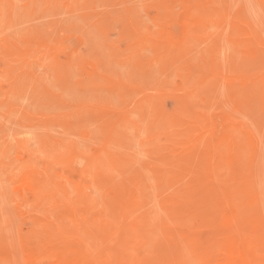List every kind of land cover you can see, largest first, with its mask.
Listing matches in <instances>:
<instances>
[{
    "label": "rangeland",
    "instance_id": "obj_1",
    "mask_svg": "<svg viewBox=\"0 0 264 264\" xmlns=\"http://www.w3.org/2000/svg\"><path fill=\"white\" fill-rule=\"evenodd\" d=\"M19 1L0 0V222L3 221L0 223V264H23V262L26 264L23 247L35 238H43L45 232H52L54 228L60 229L61 234L59 231L58 235L60 238L64 233L65 238L72 240H69V246L72 244L71 250L79 246L91 258H100L104 264L112 261L116 264L128 255L134 257L137 255L136 257L143 259L142 261L155 263L167 256L169 250H173L175 254L171 253L173 259L165 261L166 264L169 261L174 264L178 262H180L178 264H218V259L215 258L219 257L218 254L221 255L224 249L228 238L226 235L229 231L228 225L236 223L242 226L243 235L248 231L246 228H251L255 224L256 227L248 231L252 239L249 243L256 253L259 252L257 256L264 264V248L260 245L262 243L264 245L262 242L264 241V58L260 60L261 56H259L256 60L255 56L249 53L256 49L264 55V18H262L264 17V0H246L247 2L245 0ZM134 1L138 3L135 5ZM9 6L15 8L11 9ZM136 6L139 10L134 9ZM141 7H144V10ZM105 10L108 11L105 12ZM221 15L224 20H221L223 18ZM213 22L216 27L211 26ZM257 23H263V25L258 27ZM209 26L213 27L212 31L209 30L211 29ZM189 27L194 31H191ZM155 28L157 30H154ZM216 28H219V32ZM217 32L219 35L216 36ZM210 33L212 38L207 37V35L211 36ZM104 36L105 39L102 42ZM195 39L199 43H196ZM109 41L110 43H107ZM189 43L193 44H190L191 49H188ZM155 49H157L156 52ZM256 50L255 52L258 53ZM201 52L207 53L206 56L203 57ZM176 55L179 56L176 58ZM230 59L233 61L230 62ZM224 62H226L225 65ZM60 65L61 71H59ZM227 65L234 67L231 69L232 67ZM166 67L167 69L163 71ZM67 68L71 69V72ZM100 71L103 73L100 74ZM151 75L153 77H150ZM168 75H170L169 78H167ZM142 77H144L143 81ZM44 82L48 83L47 86ZM107 82L109 85L106 84ZM136 82L141 86L139 87ZM204 91L207 92L204 93ZM132 92L134 96L131 95ZM120 96L124 99L127 97V102ZM231 103L233 106L230 105ZM151 104L156 106V109ZM215 108L216 110L218 108V112L213 110ZM41 110L44 112L42 113ZM192 111H194L193 114ZM136 112L142 113L140 115ZM99 115L101 118L96 117ZM140 116L143 119H140ZM114 117H117L116 120H113ZM99 118L101 122L98 121ZM135 119L136 121L133 122L132 120ZM150 120L153 121L152 125ZM102 122L106 128L101 129ZM160 124L161 127H159ZM199 124L202 125L199 126ZM120 125L121 127L123 125L125 132L128 133H124ZM131 125L139 127H136L138 130L134 127L136 131ZM232 128L242 134L236 133ZM121 129L122 133H120ZM209 129L215 133H211ZM138 131L143 134L140 135ZM207 132H210L213 140L209 138ZM135 133L137 134L133 135ZM123 135H127L125 137L128 138H124ZM121 136L124 138L123 141ZM261 138L263 141H258ZM138 140L140 145L137 144ZM202 140L204 142L206 140L205 148L202 147L204 142L200 143ZM62 145H65L63 147L66 152ZM73 145H77L78 149ZM195 146L198 147V151ZM228 146L231 148L229 149ZM51 148H53L52 151ZM248 149L253 151L250 153ZM194 151L198 153L195 154ZM125 153H129V156L125 157L127 155ZM85 154L87 157L84 156ZM114 158L117 163L113 162ZM122 158L124 163L121 161ZM192 158L195 164L190 161ZM107 160L111 162V165ZM207 160L209 166L205 164ZM100 162L103 164L101 165ZM107 164L111 169L106 167ZM127 167L133 169L132 173H128L130 169L127 170ZM117 168L125 170L121 172L119 170L122 176L118 175ZM95 169L97 173L99 171L100 173L96 174ZM125 175L127 177H124ZM118 177H121L120 181ZM33 182H39L43 190L38 193L34 188L36 183ZM92 182L94 187L91 186ZM44 200L45 204H42ZM175 205L176 208H174ZM36 208L39 215H36ZM105 208L108 210L107 213ZM44 212H47L48 216L44 215ZM53 212V215L49 214ZM220 212L224 215H220ZM243 214H246L247 218ZM42 217L45 219H41ZM78 223L81 225L79 226ZM38 224H43L45 229ZM258 226L263 230L260 231L263 238L258 236V230L256 232V229H259ZM48 227H51V230ZM140 231L143 233L145 231L146 234ZM249 236L246 233L245 237L249 239ZM58 243H61V239ZM184 244L188 246V249ZM208 247L211 249L209 253L206 250ZM136 248L139 249L137 252H135ZM182 249L185 251L183 252ZM179 252L184 253L185 258H182L183 255ZM208 255H212L211 259L206 258ZM20 257L23 262L19 259ZM160 262L164 263V261Z\"/></svg>",
    "mask_w": 264,
    "mask_h": 264
},
{
    "label": "bare ground",
    "instance_id": "obj_2",
    "mask_svg": "<svg viewBox=\"0 0 264 264\" xmlns=\"http://www.w3.org/2000/svg\"><path fill=\"white\" fill-rule=\"evenodd\" d=\"M7 1V0H6ZM20 1H22V0H20ZM19 1V2H20ZM51 1V0H50ZM118 1V0H117ZM198 1V0H197ZM246 1V0H245ZM2 2H4V1H2ZM17 2V1H16ZM62 2V1H61ZM99 2V1H98ZM114 2V1H113ZM125 2V1H124ZM132 2V1H131ZM140 2H142V1H140ZM231 2V1H230ZM247 2V1H246ZM9 3V2H8ZM121 3V2H120ZM129 3V2H128ZM133 3H135V1L133 2ZM136 3H138V2H136ZM136 3H135V5H136ZM154 3H155V1H154ZM236 3H238V2H236ZM240 3H242V2H240ZM244 3V2H243ZM38 4V3H37ZM111 4V3H110ZM117 4V3H116ZM147 4V3H146ZM225 4H227V3H225ZM231 4V3H230ZM39 5V4H38ZM58 5V4H57ZM115 5V4H114ZM126 5V4H125ZM129 5V4H128ZM127 5V6H128ZM213 5V4H212ZM217 5V4H216ZM236 4H234V6H235ZM144 6H146V5H144ZM232 6V5H231ZM263 6V5H262ZM1 7V6H0ZM70 7V6H69ZM116 7H117V5H116ZM226 7V6H225ZM233 7V6H232ZM231 7V8H232ZM239 7H240V5H239ZM3 8V7H2ZM9 8H11V9H14L15 7H11V6H9ZM25 8H27V7H25ZM67 8V7H66ZM118 8V7H117ZM142 9L144 8V7H141ZM147 8V7H146ZM182 8V7H181ZM194 8V7H193ZM227 8V7H226ZM225 8V9H226ZM251 8V7H250ZM38 9V8H37ZM123 9V8H122ZM131 9V8H130ZM134 9H138L139 10V7L138 6H136ZM228 9V8H227ZM2 10H4V8L2 9ZM8 10V9H7ZM141 10V9H140ZM144 10V9H143ZM155 10H157V9H155ZM180 10V9H179ZM237 10V9H236ZM251 10H252V8H251ZM108 11V10H107ZM106 10H105V12H107ZM115 11H116V9H115ZM114 11V12H115ZM224 11V10H223ZM238 11V10H237ZM110 12V11H109ZM114 12H113V14H114ZM249 12H250V10H249ZM248 12V13H249ZM111 13V12H110ZM109 13V14H110ZM118 13V12H117ZM203 13V12H202ZM224 13H225V11H224ZM246 13V12H245ZM1 14V13H0ZM4 14V13H3ZM2 14V15H3ZM112 14V15H113ZM205 14V13H204ZM231 14V13H230ZM237 14V13H236ZM250 14H251V12H250ZM112 15H111V17H112ZM115 15V14H114ZM131 15V14H130ZM124 17H125V15H124ZM200 17H201V15H200ZM208 17H209V15H208ZM221 17H223V15H221ZM228 17H229V14H228ZM232 17H233V15H232ZM234 17H235V14H234ZM160 18V17H159ZM186 18V17H185ZM237 18V17H236ZM249 18V17H248ZM262 18H264V17H262ZM130 19V18H129ZM133 19V18H132ZM161 19V18H160ZM218 19V18H217ZM221 19V18H220ZM221 20H224V17L221 19ZM226 20V19H225ZM245 20V19H244ZM244 20H243V22H244ZM247 20V19H246ZM258 20V19H257ZM124 21V20H123ZM165 21V20H164ZM200 21V20H199ZM229 21V20H228ZM227 21V22H228ZM250 22V21H249ZM259 22V21H258ZM261 22V21H260ZM218 23V22H217ZM221 23V22H220ZM255 23V22H254ZM106 24V23H105ZM211 24H212V22H211ZM228 24V23H227ZM257 24H259V23H257ZM262 25H263V23H261ZM261 24H259L258 25V27L261 25ZM191 25V24H190ZM201 25H202V23H201ZM218 25V24H217ZM229 26H230V24H228ZM136 26V25H135ZM193 26V25H192ZM192 26H190V27H192ZM206 26H208V25H206ZM211 26H215L216 27V25H215V23L213 22V25H211ZM211 26H209L210 28H211ZM219 26V25H218ZM189 27V28H190ZM200 27V26H199ZM198 27V28H199ZM231 27V26H230ZM115 28V27H114ZM193 28V27H192ZM197 28V29H198ZM201 28V27H200ZM202 28H204V27H202ZM213 28V27H212ZM212 28L211 29H209V30H211L212 31ZM233 28V27H232ZM217 29V28H216ZM219 29V28H218ZM217 29V30H218ZM221 29V28H220ZM223 29V28H222ZM258 29V28H257ZM263 29V28H262ZM154 30H157L156 28L154 29ZM190 30L191 31H194V30H192L191 28H190ZM215 30V29H214ZM188 31H189V29H188ZM204 31V30H203ZM216 31V30H215ZM221 31V30H220ZM242 31V30H241ZM241 31H238V32H241ZM56 32V31H55ZM196 32V34L198 33V30L197 31H195ZM209 32V31H208ZM218 32H219V30H218ZM218 32L215 34L216 36H217V34H218ZM222 32H224L225 33V31H222ZM221 32V33H222ZM97 33H98V31H97ZM202 33V32H201ZM213 33H214V31H213ZM256 33V32H255ZM257 33H259V32H257ZM118 34H119V32H118ZM184 34V33H183ZM188 34H190V32L188 33ZM192 34V33H191ZM204 34V33H203ZM208 34V33H207ZM227 34V33H226ZM42 35V34H41ZM133 35V34H132ZM199 35H200V30H199V34H198V37H199ZM210 35H211V33H210ZM215 35H213V36H215ZM219 35V34H218ZM222 35V34H221ZM43 36V35H42ZM137 36V35H136ZM191 36V35H190ZM195 36V35H194ZM223 36V35H222ZM254 36V35H253ZM101 37V36H100ZM207 37H211L212 38V35L211 36H209V35H207ZM221 37V36H220ZM227 37V36H226ZM214 38V37H213ZM253 38V37H252ZM105 39V36H104V38L102 39V42H103V40ZM136 39V38H135ZM183 39V38H182ZM199 39H201V38H199ZM210 39V38H209ZM231 39V38H230ZM254 39H255V37H254ZM256 39H258V38H256ZM109 40V39H108ZM111 40V39H110ZM185 40H186V38H185ZM196 40V39H195ZM208 40V39H207ZM206 40V41H207ZM222 41H223V39H221ZM259 40V39H258ZM50 41V40H49ZM200 41H202V40H200ZM218 41H220V40H218ZM130 42V41H129ZM155 42V41H154ZM187 42V41H186ZM193 42V40L191 41V43ZM198 41L196 40V43H197ZM207 42H209V41H207ZM211 42V41H210ZM214 42V41H213ZM221 42V41H220ZM107 43H110V41L109 42H107ZM151 43H153V42H151ZM158 43V42H157ZM191 43H189L188 45H189V47H188V49H191V46H190V44ZM199 43V42H198ZM201 43V42H200ZM203 43V42H202ZM201 43V44H202ZM214 43H216V42H214ZM225 43H226V41H225ZM105 44H106V42H105ZM120 44V43H119ZM209 45H210V43H208ZM48 45V44H47ZM185 45V44H184ZM191 45H193V44H191ZM200 45V44H199ZM198 45V46H199ZM205 45V44H204ZM216 45V44H215ZM224 45V44H223ZM254 45H255V43H254ZM109 46V45H108ZM211 46H212V43H211ZM221 46V45H220ZM219 46V47H220ZM106 47V46H105ZM155 47V46H154ZM205 47V46H204ZM159 48V47H158ZM167 48V47H166ZM184 48V47H183ZM207 48H209V46L207 47ZM263 48V47H262ZM195 49V48H194ZM194 49H192V51L194 50ZM228 49V48H227ZM50 50H52L51 48H50ZM114 50V49H113ZM151 50H153V55H154V49L152 48ZM150 50V51H151ZM163 50V49H162ZM170 50V49H169ZM181 50H183V49H181ZM202 50V49H201ZM207 50V49H206ZM215 50H216V48H215ZM256 50V49H255ZM255 50H252V51H250L249 53L251 54V55H253V56H255V59L256 60H258V58H259V56H261L260 57V60H262L263 58H264V55H262V53L260 54L259 53V51H257L258 53H256L255 52ZM133 51V50H132ZM157 51V49H155V52ZM188 51V50H187ZM190 52H191V50H189ZM197 51V50H196ZM200 51V50H199ZM233 51V50H232ZM113 53H114V51H112ZM131 52V51H130ZM134 52V51H133ZM147 52V51H146ZM177 52H178V50H177ZM117 53V52H116ZM129 53V52H128ZM194 53H195V51H194ZM199 53V52H198ZM202 53V52H201ZM237 53V52H236ZM131 54V53H130ZM190 54H192V53H190ZM207 54V53H206ZM206 54H201L203 57H205L206 56ZM257 54H259L258 55V57H256L257 56ZM180 55V54H179ZM179 55H176V58L179 56ZM187 55V54H186ZM193 55V54H192ZM200 55V54H199ZM151 56V55H150ZM191 56V55H190ZM195 56V55H194ZM233 56H235V55H233ZM78 57V56H77ZM186 57V56H185ZM193 57V56H192ZM191 57V58H192ZM223 57H224V55H223ZM235 57H237V56H235ZM263 57V58H262ZM97 58H98V56H97ZM133 58V57H132ZM150 58V57H149ZM168 58V57H167ZM172 58V57H171ZM182 58V57H181ZM234 58V57H233ZM262 58V59H261ZM131 59V58H130ZM194 59V58H193ZM192 59V60H193ZM225 59V58H224ZM238 59H240V58H238ZM237 59V60H238ZM141 60V59H140ZM140 60H139V62H140ZM187 60H188V57H187ZM200 60V59H199ZM198 60V61H199ZM231 60L232 59H230V62H231ZM48 61V60H47ZM162 61V60H161ZM166 61H168L167 59H166ZM224 61V60H223ZM233 61V60H232ZM98 62V61H97ZM125 62V61H124ZM183 62H186V61H183ZM218 62V61H217ZM52 63V62H51ZM54 63V62H53ZM126 63V62H125ZM134 63H135V60H134ZM142 63V62H141ZM160 63V62H159ZM180 63H181V61H180ZM220 63V62H219ZM225 63L226 62H224V65H225ZM236 63V61L234 62V64ZM249 63V62H248ZM263 63V62H262ZM50 64V63H49ZM112 64V63H111ZM115 64L117 65V63L115 62ZM119 64V63H118ZM178 64V63H177ZM194 64V63H193ZM197 64V63H196ZM228 64V63H227ZM231 64V63H230ZM233 64V63H232ZM238 64H240V63H238ZM51 65V64H50ZM120 65H121V63H120ZM182 64H180V66H181ZM237 65V64H236ZM52 66V65H51ZM62 66H63V64H62ZM130 66V65H129ZM145 66V65H144ZM147 66V65H146ZM179 66V65H178ZM221 66V65H220ZM228 67L229 66H231V65H227ZM245 66V65H244ZM60 67H61V65L59 66V71H61V69H60ZM118 67V66H117ZM182 67H183V65H182ZM201 67V66H200ZM219 67V66H218ZM232 68L231 69H233V65L231 66ZM250 68H251V65L249 66ZM107 68V67H106ZM145 68V67H144ZM170 68V67H169ZM238 68V67H237ZM245 68V67H244ZM253 68H256V67H253ZM57 69V68H56ZM99 69V68H98ZM110 69V68H109ZM137 69V68H136ZM135 69V70H136ZM158 69H160V68H158ZM165 69H167V67L166 68H164L163 69V71L165 70ZM172 69V68H171ZM198 69V68H197ZM235 69H236V66H235ZM252 69V68H251ZM63 70V69H62ZM67 70H68V68H67ZM71 70V69H70ZM70 70H68L69 72H71ZM100 70H101V68H100ZM111 70V69H110ZM174 70H176V68L174 69ZM174 70H172V71H174ZM178 70V69H177ZM200 70V69H199ZM222 70V69H221ZM225 70V69H224ZM238 70V69H237ZM239 70H241V69H239ZM246 70H247V68H246ZM63 71H65V70H63ZM112 71V70H111ZM171 71V70H170ZM179 71V70H178ZM194 71H196V70H194ZM263 71V70H262ZM54 72H57V71H55L54 70ZM102 71H100L99 73L100 74H102L101 73ZM155 72V71H154ZM158 72V71H157ZM156 72V73H157ZM231 72V71H230ZM236 72V71H235ZM259 72H261V71H259ZM63 73V72H62ZM155 73V75L156 76H158L157 74ZM159 73H160V70H159ZM168 73V72H167ZM172 73V72H171ZM181 73V72H180ZM225 73H226V71H225ZM244 73V72H243ZM69 74V73H68ZM112 74V73H111ZM236 74H238V73H236ZM62 75V74H61ZM60 75V76H61ZM107 75H109V74H107ZM113 75V74H112ZM142 75V74H141ZM152 75L154 76V74L152 73ZM150 76V77H153V76ZM163 75L165 76V72H163ZM224 75V74H223ZM234 75V74H233ZM63 76V75H62ZM128 76V75H127ZM160 76V75H159ZM163 76V78H165ZM169 76L170 75H168L167 76V78H169ZM71 77V76H70ZM111 77V76H110ZM161 77V76H160ZM99 78V77H98ZM97 78V79H98ZM112 78V77H111ZM115 78V77H114ZM162 78V77H161ZM108 79V78H107ZM130 79V78H129ZM143 79H144V77H142V81H143ZM166 79V78H165ZM175 79V78H174ZM174 79H172V82H174ZM200 79V78H199ZM58 80V79H57ZM94 80V79H93ZM99 80V79H98ZM132 80V79H131ZM155 80V79H154ZM162 80V79H161ZM168 80V79H167ZM224 81H225V79H223ZM226 80H228V79H226ZM41 81H42V79H41ZM70 81H72V80H70ZM117 81V80H116ZM160 81V80H159ZM159 81L157 82V83H159ZM169 81H171V80H169ZM197 81V80H196ZM92 82V81H91ZM95 82H96V80H95ZM131 82V81H130ZM227 82V81H226ZM28 83V82H27ZM39 83H41V82H39ZM45 83V82H44ZM102 83H103V80H102ZM105 83V82H104ZM109 82H107L106 84H108ZM125 83V82H124ZM135 83V82H134ZM137 83V82H136ZM151 83H152V81H151ZM236 83V82H235ZM238 83V82H237ZM247 83H248V81H247ZM255 83V82H254ZM46 84V86H47V84L48 83H45ZM129 84V83H128ZM140 84H142V83H140ZM144 84V83H143ZM167 84V83H166ZM170 83L168 82V85H169ZM207 84V83H206ZM263 84V83H262ZM53 85V84H52ZM109 85V84H108ZM123 85V84H122ZM131 85V84H130ZM137 85H138V83H137ZM146 85H148V84H146ZM236 85V84H235ZM239 85V84H238ZM259 85H260V83H259ZM32 86V85H31ZM45 86V85H44ZM54 86V85H53ZM139 86V85H138ZM141 86V85H140ZM139 86V87H140ZM237 86V85H236ZM249 86V85H248ZM37 87V86H36ZM39 87H42V86H39ZM99 87H101V88H103L102 86H99ZM106 87V86H105ZM105 87H104V90H105ZM135 87V86H134ZM149 87V86H148ZM163 87V86H162ZM238 87V86H237ZM241 87V86H240ZM49 88V87H48ZM64 88V87H63ZM111 88V87H110ZM109 88V89H110ZM113 88H114V86H113ZM120 88H122L121 86H120ZM150 88V87H149ZM215 88V87H214ZM213 88V89H214ZM252 88V87H251ZM255 88V87H254ZM258 88V87H257ZM46 89H47V87H46ZM97 89H98V86H97ZM107 89H108V87H107ZM125 89V88H124ZM143 89H144V87H143ZM168 89H170V88H168ZM236 89V88H235ZM237 89H239V88H237ZM262 89V88H261ZM39 90V89H38ZM51 90H52V88H51ZM63 90H65V89H63ZM83 90V89H82ZM121 90V89H120ZM123 90V89H122ZM157 90V89H156ZM222 90V89H221ZM233 90V89H232ZM258 90V89H257ZM73 91V90H72ZM52 92H53V90H52ZM51 92V93H52ZM65 92V91H64ZM145 92V91H144ZM168 92V91H167ZM205 92H207V91H204V93ZM230 92H231V90H230ZM242 92V91H241ZM253 92V91H252ZM54 93V92H53ZM106 93V92H105ZM107 93H108V91H107ZM121 93V92H120ZM147 93H149V92H147ZM203 93V94H204ZM225 93V92H224ZM209 94V93H208ZM223 94V93H222ZM46 95V94H45ZM51 95V94H50ZM62 95H64V94H62ZM131 95H133V92H132V94ZM140 95V94H139ZM207 95V94H206ZM47 96V95H46ZM134 96V95H133ZM132 96V97H133ZM137 96V95H136ZM208 96V95H207ZM212 96V95H211ZM85 97V96H84ZM93 97V96H92ZM95 97V96H94ZM112 97H113V95H112ZM116 97V96H115ZM120 97H122V96H120ZM157 97V96H156ZM213 97V96H212ZM225 97V96H224ZM223 97V98H224ZM108 98H110V97H108ZM123 98V97H122ZM127 98V97H126ZM125 98V99H126ZM130 100H131V98L130 97H128ZM157 98H160V97H157ZM241 98V97H240ZM249 98V97H248ZM84 99V98H83ZM89 99H91V98H89ZM124 99V98H123ZM124 99V100H125ZM221 99V98H220ZM238 99V98H237ZM243 99V98H242ZM88 100V99H87ZM105 100V99H104ZM112 100V99H111ZM176 100V99H175ZM226 100V99H225ZM239 100V99H238ZM257 100V99H256ZM113 101V100H112ZM112 101H110V103L112 104ZM126 102H127V99L125 100ZM150 101V100H149ZM156 101V100H155ZM170 101V100H169ZM178 101V100H177ZM217 101V100H216ZM223 101V100H222ZM243 101V100H242ZM46 102H47V100H46ZM65 102V101H64ZM85 102H88V101H86L85 100ZM95 101H93V103H94ZM129 102V101H128ZM134 102V101H133ZM158 102H160L159 100H158ZM206 102V101H205ZM219 102V101H218ZM224 102V101H223ZM222 102V103H223ZM231 102V101H230ZM256 102V101H255ZM49 103H50V101H49ZM92 103V102H91ZM120 103H121V101H120ZM135 103V102H134ZM138 103V102H137ZM153 103V102H152ZM262 103V102H261ZM89 104V103H88ZM99 104V103H98ZM145 104V103H144ZM155 104V103H154ZM211 104V103H210ZM240 104V103H239ZM259 104V103H258ZM106 105H107V103H106ZM110 105V104H109ZM130 105V104H129ZM139 105V104H138ZM148 105V104H147ZM152 105V107L154 106L153 104H151ZM150 105V106H151ZM157 105V104H156ZM159 105V104H158ZM195 105V104H194ZM202 105V104H201ZM230 105H232L233 106V104L231 103ZM43 106V105H42ZM62 106V105H61ZM70 106V105H69ZM93 106V105H92ZM145 106V105H144ZM166 106V105H165ZM184 106V105H183ZM182 106V107H183ZM229 106V105H228ZM242 106H244V105H242ZM65 107H66V105H65ZM129 107V106H128ZM135 107V106H134ZM148 107H149V105H148ZM155 108L154 109H156V106H154ZM161 107H162V105H161ZM172 107H174V106H172ZM196 107V106H195ZM194 107V108H195ZM91 108V107H90ZM112 108V107H111ZM136 108V107H135ZM165 108V107H164ZM177 108V107H176ZM211 108V107H210ZM224 108V107H223ZM46 109V108H45ZM52 109V108H51ZM58 109V108H57ZM89 109V108H88ZM150 109V108H149ZM181 109V108H180ZM228 109V108H227ZM231 109H233V107H231ZM44 110V109H43ZM54 110H56V109H54ZM53 110V111H54ZM72 110H76V109H73L72 108ZM83 110V109H82ZM125 110V109H124ZM172 110V109H171ZM198 110V109H197ZM196 110V111H197ZM213 110H216V108L215 109H213ZM217 110H218V108H217ZM216 110V111H217ZM220 110V109H219ZM243 110V109H242ZM253 110V109H252ZM254 110H255V108H254ZM264 110V109H263ZM42 111V110H41ZM40 111V112H41ZM71 111V110H70ZM78 111V110H77ZM77 111H76V113H77ZM81 111V110H80ZM90 111V110H89ZM109 111V110H108ZM137 111V110H136ZM164 111V110H163ZM167 111V110H166ZM178 111V110H177ZM183 111V110H182ZM244 111V110H243ZM258 111V110H257ZM261 111V110H260ZM44 111H42V113H43ZM79 112V111H78ZM83 112H85V110L83 111ZM82 112V113H83ZM130 112V111H129ZM153 112V111H152ZM155 112V111H154ZM157 112V111H156ZM155 112V113H156ZM171 112V111H170ZM193 112L194 111H192V114H193ZM218 112V111H217ZM227 112V111H226ZM232 112V111H231ZM245 112V111H244ZM249 112V111H248ZM51 113H52V111H51ZM105 113H107V112H105ZM137 113V112H136ZM140 113H142V112H140ZM140 113H137V114H140ZM144 113V112H143ZM154 113V114H155ZM176 113V112H175ZM178 113V112H177ZM254 113V112H253ZM79 114V113H78ZM84 114V113H83ZM89 114V113H88ZM95 114H97L96 112H95ZM94 114V115H95ZM108 114V113H107ZM145 114V113H144ZM147 114H149V112L147 113ZM170 114V113H169ZM182 114V113H181ZM184 114V113H183ZM260 114H261V112H260ZM263 114V113H262ZM80 115V114H79ZM133 115H135L134 113H133ZM141 115V114H140ZM232 115V114H231ZM93 116V115H92ZM112 116V115H111ZM115 116V115H114ZM116 116H119V115H116ZM123 116H124V114H123ZM142 116L144 117V115L142 114ZM153 116H155V115H153ZM156 116H157V114H156ZM155 116V117H156ZM167 116V115H166ZM187 116V115H186ZM192 116V115H191ZM247 116V115H246ZM245 116V117H246ZM250 116V115H249ZM88 117V116H87ZM96 117H100L101 118V116L99 115V116H96ZM108 117V116H107ZM132 117V116H131ZM158 117V116H157ZM183 117V116H182ZM185 117V116H184ZM190 117V116H189ZM61 118V117H60ZM80 118V117H79ZM89 118V117H88ZM100 118H99V120L98 121H100L101 122V120H100ZM116 118L117 117H114L113 118V120H116ZM129 118H130V116H129ZM196 118V117H195ZM240 118V117H239ZM257 118V117H256ZM68 119H70V118H68ZM72 119V118H71ZM90 119V118H89ZM91 119H93L92 117H91ZM96 119H98V118H96ZM131 119H134V118H131ZM140 119H143V118H141V116H140ZM144 119H145V117H144ZM159 119L161 120V117H159ZM164 119V118H163ZM162 119V120H163ZM193 119V118H192ZM230 119V118H229ZM233 119V118H232ZM247 119V118H246ZM7 120V119H6ZM65 120H67L66 118H65ZM94 120V119H93ZM146 120V119H145ZM152 120H154V118H152ZM158 120V119H157ZM188 120V119H187ZM215 120V119H214ZM243 120V119H242ZM252 120V119H251ZM258 120V119H257ZM97 120H96V122H98ZM112 121V120H111ZM133 122L134 121H136V119L135 120H132ZM155 121V120H154ZM164 121H166V120H164ZM234 121V120H233ZM239 121V120H238ZM247 121H248V119H247ZM95 122V121H94ZM113 122H115V121H113ZM142 122V121H141ZM146 122V121H145ZM150 122H151V120H150ZM149 121L147 122L148 124L150 123ZM161 122V121H160ZM181 122V121H180ZM252 122V121H251ZM254 122V121H253ZM99 123V122H98ZM104 122H102V124H103ZM123 124H124V122H122ZM128 123V122H127ZM152 123H153V121L151 122V125H152ZM166 123H167V121H166ZM217 123V122H216ZM101 124V125H102ZM120 124H121V122H120ZM180 124V123H179ZM178 124V125H179ZM203 124V123H202ZM202 124H199V126L200 125H202ZM261 124V123H260ZM117 125H119V124H117ZM117 125H116V128L119 130V128L117 127ZM136 125H138V124H136ZM141 125V124H140ZM156 125H157V122H156ZM156 125H155V127H156ZM164 125V124H163ZM190 125V124H189ZM232 125V124H231ZM257 125V124H256ZM263 125H264V123H263ZM129 126V125H128ZM139 126V125H138ZM150 126V125H149ZM148 126V127H149ZM162 125L160 124L159 125V127H161ZM165 126V125H164ZM181 126V125H180ZM179 126V127H180ZM198 126V125H197ZM106 128V126L103 124V127H101V129H103V128ZM120 127H121V125H120ZM126 127V126H125ZM131 127H135V126H132L131 125ZM137 127V126H136ZM135 127V128H136ZM141 127V126H140ZM182 127H184L183 125H182ZM202 128H203V126H201ZM214 127V126H213ZM260 127H261V125H260ZM121 128H123V131H124V133H126L125 132V130H124V127H123V125H122V127ZM128 128V127H127ZM134 128V129H135ZM137 128H139V127H137ZM136 128V129H137ZM143 128V127H142ZM150 128V127H149ZM162 128H164V127H162ZM187 128V127H186ZM199 128V127H198ZM216 128V127H215ZM243 128V127H242ZM241 128V131H243V129ZM69 129V128H68ZM71 129V128H70ZM114 129H115V127H114ZM113 129V130H114ZM135 129V130H136ZM141 129V128H140ZM139 129V130H140ZM144 129V128H143ZM165 129H167V128H165ZM164 129V130H165ZM168 129H170V128H168ZM172 129H174V128H172ZM184 129V128H183ZM187 129H189V127L187 128ZM233 130H234V128H232ZM231 129V130H232ZM244 129H246L245 127H244ZM251 129V128H250ZM257 129V128H256ZM74 130V129H73ZM72 130V131H73ZM129 130V129H128ZM138 130V129H137ZM136 130V131H137ZM142 130V129H141ZM150 130V129H149ZM152 130V129H151ZM158 130V129H157ZM210 131H211V133L212 132H214L213 130H211V129H209ZM208 130V131H209ZM229 130V129H228ZM230 130V131H231ZM247 130H249V129H247ZM246 130V131H247ZM258 130V129H257ZM257 130H255V132L258 134V132H257ZM103 131V130H102ZM121 132L120 133H122L123 131H122V129L120 130ZM144 131H145V129H144ZM187 131V130H186ZM218 131V130H217ZM235 131V130H234ZM119 132V131H118ZM118 132H117V136H118ZM139 132V131H138ZM157 132V131H156ZM178 132V131H177ZM232 132V131H231ZM236 132V131H235ZM252 132V131H251ZM88 133V132H87ZM115 134H116V132H114ZM120 133H119V135H120ZM128 133V132H127ZM140 133V132H139ZM154 133V135H155V132H153ZM207 133H209V138L210 139H212V137H211V135H210V132H207ZM215 133V132H214ZM213 133V134H214ZM216 133H218V132H216ZM236 133H238V132H236ZM261 133V132H260ZM137 133H135V134H133V135H136ZM141 134H143V133H140V135ZM147 133H145V135H146ZM238 134H242V133H238ZM249 134V133H248ZM247 134V136L248 137H251V136H249ZM253 134V133H252ZM66 135H67V133H66ZM68 135H70V133H68ZM100 135H101V133H100ZM110 135H114V134H110ZM122 135V134H121ZM140 135H139V137H140ZM148 135V134H147ZM150 135V134H149ZM152 135V134H151ZM161 135H162V133H161ZM164 135V134H163ZM177 135V134H176ZM189 135V134H188ZM187 135V136H188ZM221 135V134H220ZM98 136V135H97ZM124 136V135H123ZM125 136H127V135H125ZM124 136V138H128V137H125ZM144 136V135H143ZM204 136V135H203ZM258 136V135H257ZM110 137V136H109ZM122 137V136H121ZM159 137V136H158ZM253 137H254V135H253ZM260 137V136H259ZM97 138V137H96ZM99 138V137H98ZM110 138H112V137H110ZM114 138H117L118 140H119V138L118 137H114ZM123 137H122V141H123V139H124ZM136 138V137H135ZM134 138V139H135ZM208 138V137H207ZM68 139H69V137H68ZM88 139V138H87ZM117 139H115V140H117ZM121 139V138H120ZM140 139H142V137L140 138ZM8 140V139H7ZM112 140V139H111ZM127 140V139H126ZM125 140V141H126ZM188 140V139H187ZM213 140V139H212ZM260 140H262L263 141V139L261 138V139H259L258 141H260ZM69 141V140H68ZM86 141H88V140H86ZM95 141V140H94ZM129 141H130V138H129ZM248 141V140H247ZM246 141V142H247ZM109 142H111V141H109ZM112 142H114V141H112ZM120 142V144H121V141H119ZM161 142V141H160ZM186 142V141H185ZM194 142V141H193ZM203 140H202V142H200V143H202L203 144ZM65 143V142H64ZM74 143V142H73ZM114 143H116V142H114ZM139 143V140L137 141V144ZM146 143V142H145ZM164 143V142H163ZM205 143H206V140H205V142H204V146H202L203 148H205ZM212 143H213V141H212ZM216 143V142H215ZM243 143H245V142H243ZM67 144V143H66ZM76 144V143H75ZM112 144V143H111ZM124 144V143H123ZM167 144V143H166ZM191 144V143H190ZM197 144V143H196ZM247 144V143H246ZM60 145H61V143H60ZM138 145H140V144H138ZM206 145H207V143H206ZM220 145V144H219ZM57 145H55V147H56ZM63 146H65V145H62V147ZM69 146V145H68ZM71 146V145H70ZM74 146V145H73ZM77 146V145H76ZM76 146H74V147H76ZM118 146H119V144H118ZM171 146V145H170ZM177 146V145H176ZM192 146V145H191ZM197 146H200V145H198L197 144ZM232 146H233V144H232ZM52 147V146H51ZM112 147V146H111ZM143 147V146H142ZM142 147H140L141 149H142ZM153 147V146H152ZM157 147V146H156ZM193 147H194V145H193ZM201 147V148H202ZM210 147V146H209ZM214 147V146H213ZM217 147V146H216ZM223 147V146H222ZM261 147V146H260ZM64 148V147H63ZM72 148V147H71ZM77 148V147H76ZM119 148V147H118ZM122 148H124V146L122 145ZM195 148H196V146H195ZM198 148V147H197ZM197 148H196V150H197ZM200 148V147H199ZM221 148V147H220ZM228 148H229V146H228ZM231 148V147H230ZM229 148V149H230ZM233 148V147H232ZM262 148V147H261ZM52 149L53 148H51V151H52ZM65 149V148H64ZM78 149V148H77ZM80 149V148H79ZM100 149V148H99ZM126 149V148H125ZM125 149H123V150H125ZM168 149V148H167ZM206 149L208 150V147L206 146ZM226 149V148H225ZM224 149V150H225ZM234 149V148H233ZM247 149V148H246ZM264 149V148H263ZM50 150V149H49ZM54 150H55V148H54ZM58 150H59V148H58ZM108 150V149H107ZM116 150H118V149H116ZM122 150V151H123ZM205 150V149H204ZM217 150V149H216ZM223 150V149H222ZM240 150V149H239ZM112 151V150H111ZM121 151V152H122ZM198 151V150H197ZM226 151V150H225ZM230 151V150H229ZM232 151V150H231ZM242 151V150H241ZM247 151H250L249 149L247 150ZM251 151H253L252 149H251ZM251 151H250V153H251ZM56 152V151H55ZM65 152H66V149H65ZM88 152V151H87ZM116 152H118V151H116ZM127 152V151H126ZM203 152V151H202ZM218 152V151H217ZM216 152V153H217ZM228 152V151H227ZM244 152V151H243ZM243 152H242V155H243ZM260 152H263V151H260ZM64 153V152H63ZM79 152L77 151V154H78ZM86 153V152H85ZM120 153V152H119ZM118 153V154H119ZM122 153H124V152H122ZM194 153H195V151H194ZM196 153H198V152H196ZM195 153V154H196ZM210 153V152H209ZM229 153V152H228ZM247 153V152H246ZM249 153V154H250ZM56 154H58V153H56ZM81 154V153H80ZM103 154V153H102ZM114 154V153H113ZM117 154V153H116ZM125 154H127V153H125ZM145 154V153H144ZM143 154V155H144ZM191 154V153H190ZM203 154V153H202ZM230 154V153H229ZM232 154V153H231ZM104 155V154H103ZM134 155V154H133ZM180 155V154H179ZM193 155V154H192ZM200 155V154H199ZM208 155V154H207ZM215 155V154H214ZM226 155V154H225ZM228 155V154H227ZM240 155V154H239ZM67 156V155H66ZM84 156H86V154L84 155ZM127 156H129V153L125 156V157H127ZM146 156V155H145ZM201 156V155H200ZM199 156V157H200ZM204 156V155H203ZM246 156V155H245ZM250 156H251V154H250ZM82 157V156H81ZM87 157V156H86ZM112 157V156H111ZM115 157V156H114ZM118 157V156H117ZM135 157H137L136 156V153H135ZM139 157V156H138ZM195 157V156H194ZM193 157V158H194ZM243 157H244V155H243ZM85 158V157H84ZM104 158V157H103ZM109 158V157H108ZM129 158V157H128ZM131 158V157H130ZM179 158H181V157H179ZM185 158V157H184ZM190 159V161L191 162H194V161H192V160H194V159ZM204 158V157H203ZM216 158V157H215ZM218 158H220V157H218ZM228 158V157H227ZM245 158V157H244ZM243 158V159H244ZM262 158V157H261ZM57 159V158H56ZM139 159V158H138ZM199 159H201L202 160V158H199ZM204 159H206V158H204ZM221 159V158H220ZM223 159V158H222ZM224 159H225V157H224ZM250 159V158H249ZM49 160H51V159H49ZM135 160V158L133 159V161ZM180 160H183V159H180ZM185 160V159H184ZM226 160V159H225ZM93 161V160H92ZM110 161H111V159H110ZM110 161H108L107 160V162H109V164L111 163ZM113 161V160H112ZM121 161H123V158H122V160ZM129 161V160H128ZM127 161V162H128ZM132 161V160H131ZM149 161V160H148ZM189 161V162H190ZM94 162V161H93ZM92 162V163H93ZM105 162H106V160H105ZM104 162V163H105ZM113 162H115V163H117V161H115V158H114V161ZM112 162V163H113ZM120 162V161H119ZM126 162V163H127ZM160 162V161H159ZM198 163H199V160L197 161ZM210 162V161H209ZM101 163V165L103 164V162H100ZM115 163H113V164H115ZM121 163V162H120ZM123 163H124V161H123ZM123 163H121V165H124ZM125 163V164H126ZM182 163H183V161H182ZM188 163V162H187ZM196 162H194V164H195ZM202 163V162H201ZM208 163V160L205 162V164H206V166L208 165L207 164ZM76 164H78V163H76ZM106 164V163H105ZM109 164H107L108 166H106V167H110L109 166ZM129 164H130V162H129ZM193 164V163H192ZM204 164V165H205ZM215 164V163H214ZM100 165V166H101ZM111 165V164H110ZM118 166L120 165L119 163L117 164ZM189 165H191V164H189ZM203 165V164H202ZM201 165V166H202ZM100 166H98V167H100ZM115 166V165H114ZM125 166V165H124ZM169 166V165H168ZM206 166H204L205 168H206ZM209 166V165H208ZM228 166V165H227ZM61 167V166H60ZM76 167V166H75ZM105 167V166H104ZM120 167V166H119ZM122 167V166H121ZM94 168V167H93ZM101 168H102V166H101ZM101 168H99V170L101 169ZM125 168V167H124ZM181 168H183V167H181ZM103 169V168H102ZM107 169H109V168H107ZM110 169H111V167H110ZM113 169V168H112ZM126 169V168H125ZM128 169H130V167L128 168L127 167V170ZM250 169V168H249ZM94 170V169H93ZM93 170H92V172H93ZM98 170V171H99ZM115 170V169H114ZM120 170V172L121 171H125V170H122V168H120L119 169ZM119 170H118V168H117V171L119 172ZM131 170H133V169H130V171L128 172V173H132L131 172ZM135 170V169H134ZM201 170V169H200ZM202 170H204V169H202ZM209 170H211V169H209ZM60 171H61V169H60ZM91 171V170H90ZM89 171V172H90ZM97 171V169H95V172ZM116 171V172H117ZM182 171V170H181ZM189 171H190V169H189ZM257 171V170H256ZM72 172V171H71ZM91 172V173H92ZM114 173H115V171H113ZM120 172H119V174L118 175H123V174H120ZM127 172V171H126ZM264 172V171H263ZM99 173H100V171H99ZM99 173H97L96 172V174H99ZM111 173H112V170H111ZM124 174H125V172H123ZM128 173H126V174H128ZM90 174V173H89ZM95 174V175H96ZM116 174V173H115ZM113 175V174H112ZM117 175V176H118ZM172 175H174V174H172ZM205 175V174H204ZM54 176V175H53ZM97 176H99V175H97ZM114 176V175H113ZM117 176H116V179H117ZM129 176V175H128ZM193 176V175H192ZM1 177H3V176H1ZM42 177V176H41ZM48 177H49V175H48ZM70 177V176H69ZM92 177H93V175H92ZM96 177V176H95ZM124 177H127V175H125ZM57 178H59L58 176H57ZM71 178V177H70ZM119 178H121V177H118V179ZM233 178V177H232ZM232 178H231V180H232ZM247 178V177H246ZM49 179H50V177H49ZM68 179V178H67ZM93 179V178H92ZM97 179V178H96ZM114 179H115V177H114ZM126 179V178H125ZM125 179H124V181H125ZM128 179V181H129V177L127 178ZM186 179H187V177H186ZM191 179V178H190ZM226 179V178H225ZM122 180H123V178H122ZM182 180V179H181ZM227 180V179H226ZM250 180V179H249ZM56 181V180H55ZM60 181V180H59ZM68 181H70V180H68ZM72 181V180H71ZM119 181H120V179H119ZM119 181H117V182H119ZM166 181V180H165ZM244 181H246V179H244ZM2 182V181H1ZM99 182V181H98ZM101 182V181H100ZM99 182V183H100ZM113 182V181H112ZM224 182H226L225 180H224ZM235 181H233V183H234ZM33 183H36V186H35V184H34V188H35V190L39 193L40 192V190H43V188H42V186H40L39 185V182H33ZM54 183V182H53ZM71 183V182H70ZM78 183V182H77ZM102 183V182H101ZM125 183V182H124ZM127 183V182H126ZM220 183H221V181H220ZM219 183V184H220ZM44 184H45V182H44ZM47 184V183H46ZM109 184H111V183H109ZM122 184V183H121ZM218 184V183H217ZM241 184V183H240ZM243 184V183H242ZM114 185V184H113ZM116 185V184H115ZM127 185V184H126ZM184 185V184H183ZM247 185H248V183H247ZM74 186V185H73ZM78 186V185H77ZM76 186V187H77ZM92 187H94V184H93V182H92V185H91ZM99 186V185H98ZM207 186H208V184H207ZM244 186H246L245 184H244ZM248 186H250V185H248ZM248 186H247V188H248ZM59 187V186H58ZM114 188H115V186H113ZM202 187H203V185H202ZM209 187V186H208ZM254 187H255V185H254ZM74 188V187H73ZM96 188V187H95ZM129 188V187H128ZM128 188H126V189H128ZM94 189V188H93ZM118 189V188H117ZM121 189H123V188H121ZM2 190V189H1ZM95 190V189H94ZM119 190V189H118ZM13 191V190H12ZM52 191H54V190H52ZM51 191V192H52ZM120 191V190H119ZM123 191H124V189H123ZM234 191V190H233ZM6 192V191H5ZM99 192H100V190H99ZM98 192V193H99ZM218 192H219V190H218ZM240 192V191H239ZM15 193V192H14ZM53 193V192H52ZM120 193V192H119ZM220 193V192H219ZM229 193H230V191H229ZM234 193H235V191H234ZM196 194V193H195ZM199 194V193H198ZM208 194V193H207ZM2 195H4V194H2ZM38 195H40V194H38ZM72 195V194H71ZM82 195V194H81ZM94 195V194H93ZM68 196V195H67ZM92 196V195H91ZM122 196V195H121ZM124 196V195H123ZM209 196V195H208ZM231 196V195H230ZM4 197V196H3ZM2 197V198H3ZM37 197H39V196H37ZM96 197V196H95ZM186 197V196H185ZM198 197H199V195H198ZM207 197V196H206ZM218 197V196H217ZM219 198V197H218ZM234 198V197H233ZM45 199V198H44ZM177 199H178V197H177ZM13 200V199H12ZM43 200V199H42ZM48 200H50V199H48ZM67 200V199H66ZM252 200V199H251ZM100 201V200H99ZM130 201V200H129ZM196 201V200H195ZM74 202V201H73ZM94 202V201H93ZM202 202V201H201ZM39 203V202H38ZM45 204V200H44V202H42V204ZM100 203H102V202H100ZM111 203V202H110ZM10 204V203H9ZM24 204V203H23ZM40 204V203H39ZM56 204H58V203H56ZM73 204V203H72ZM96 204V203H95ZM184 204V203H183ZM75 205V204H74ZM114 205V204H113ZM112 205V206H113ZM238 205V204H237ZM244 205V204H243ZM40 207H41V204L39 205ZM115 206V205H114ZM239 206V205H238ZM248 206V205H247ZM251 206V205H250ZM262 206V205H261ZM10 207V206H9ZM39 207V208H40ZM60 207V206H59ZM104 207V206H103ZM236 207V206H235ZM249 207V206H248ZM247 207V209H249ZM99 208H100V205H99ZM170 208H172L171 206H170ZM174 208H176V205H175V207ZM219 208V207H218ZM217 208V209H218ZM244 208V207H243ZM238 210H239V207L237 208ZM261 209V208H260ZM43 210V209H42ZM47 210V209H46ZM49 211H50V208L48 209ZM60 210V209H59ZM105 210H106V208H105ZM105 210H104V212H105ZM117 210V209H116ZM219 210V209H218ZM241 210H243V209H241ZM252 210V209H251ZM5 211V210H4ZM10 211H11V209H10ZM68 211V210H67ZM79 211V210H78ZM84 211V210H83ZM107 211L108 210H106V213H107ZM112 211V210H111ZM203 211V210H202ZM249 211H250V209H249ZM254 211V210H253ZM48 212V211H47ZM47 212L44 214V215H46V216H48V214H47ZM51 212V211H50ZM57 212V211H56ZM68 212H70V211H68ZM174 212V211H173ZM219 212V211H218ZM224 212V211H223ZM260 212H262L261 210H260ZM35 213V212H34ZM39 213V211H38V208H36V215H39L38 214ZM42 212L40 211V214H41ZM138 213V212H137ZM154 213V212H153ZM202 213V212H201ZM204 213V212H203ZM208 213V212H207ZM213 213V212H212ZM214 213H215V211H214ZM240 213V212H239ZM242 213V212H241ZM245 213V212H244ZM49 214H54V212L53 213H49ZM76 214V213H75ZM109 214V213H108ZM115 214V213H114ZM217 214V213H216ZM252 214H254V213H252ZM262 214H263V212H262ZM15 215V214H14ZM72 215H73V213H72ZM141 215V214H140ZM139 215V216H140ZM192 215V214H191ZM220 215H224L222 212H220ZM236 215V214H235ZM241 215V214H240ZM243 215H245V217L247 218V216H246V214H243ZM3 216V215H2ZM17 216V215H16ZM51 216V215H50ZM49 216V217H50ZM107 217H108V215H106ZM112 216H113V214H112ZM130 216V215H129ZM136 216V215H135ZM254 216H255V214H254ZM48 217V218H49ZM180 217V216H179ZM242 217V216H241ZM248 217H250V216H248ZM36 218V217H35ZM48 218H46V219H48ZM103 218V217H102ZM133 218V217H132ZM199 218V217H198ZM206 217H204V220H206L205 219ZM243 218H244V216H243ZM41 219H45L44 217H42ZM114 219V218H113ZM148 219V218H147ZM192 219H193V217H192ZM235 219V218H234ZM105 220V219H104ZM112 220V219H111ZM121 220V219H120ZM180 220V219H179ZM35 221V220H34ZM38 221V220H37ZM50 221V220H49ZM77 221V220H76ZM131 221V220H130ZM211 221H212V219H211ZM231 221V220H230ZM233 221V220H232ZM1 222H3V221H1ZM0 222V223H1ZM17 222V221H16ZM15 222V223H16ZM30 222V221H29ZM39 222H41V221H39ZM78 222V221H77ZM193 222V221H192ZM7 223V222H6ZM143 223V222H142ZM144 223H145V221H144ZM147 223V222H146ZM10 224H11V222H10ZM25 224V223H24ZM86 224V223H85ZM119 224V223H118ZM229 224V223H228ZM41 226L42 228H44L45 229V226L42 224H38V226ZM74 225H76V224H74ZM78 225L80 226L81 225V223H78ZM77 225V226H78ZM143 225V224H142ZM250 225V224H249ZM249 225H247V227L249 226ZM251 225H252V223H251ZM251 225H250V227H251ZM39 226V227H40ZM52 226V225H51ZM78 226V227H79ZM116 226V225H115ZM130 226V225H129ZM229 226V231H228V234H226L227 235V240H226V242H225V246H224V249L222 250V253H221V255L220 254H218L219 255V257H217V258H215L216 260H217V263L218 264H263L261 261V259L260 258H258V254L257 253H259V252H255V250L254 249H252L251 248V244L249 243V240H251L252 241V239H251V236H249V234H251L250 232H248L249 231V229L250 230H253V227H256L255 226V224L251 227V228H246L247 230V232H244V235H243V230L241 229L242 228V226L241 225H239V224H233V225H228ZM241 226V227H240ZM244 226V225H243ZM16 227H17V225H16ZM16 227H15V229H16ZM60 228H61V226H59ZM76 227V226H75ZM74 227V228H75ZM143 227H145V226H143ZM244 227H246V226H244ZM243 227V228H244ZM259 227V226H258ZM49 228V227H48ZM51 228V227H50ZM49 228V229H50ZM80 228V227H79ZM78 228V229H79ZM88 228V227H87ZM115 228V227H114ZM113 228V229H114ZM121 228V227H120ZM123 228V227H122ZM6 229V228H5ZM36 229V228H35ZM38 229V228H37ZM64 228H62V230H63ZM77 229V230H78ZM142 229V228H141ZM174 229V228H173ZM176 229V228H175ZM255 229V228H254ZM259 229H260V227H259ZM259 229H256V232H257V230H258V236H261L262 237V234H260V231H263L262 230V228L259 230ZM2 230V229H1ZM8 230V229H7ZM14 230V229H13ZM51 230V229H50ZM53 231L51 232H45L44 234H43V238H35V240H32V242H27L28 244H26L24 247H23V251H24V254H25V262H27L26 264H102L103 262H102V260L100 259V258H91L81 247H79L78 245V247H76L75 249H73V250H71V245L69 246V243H70V241L69 240H71L70 238L68 239V238H65V236H66V234H64V233H62V238H60V236H58L59 235V231H60V229H58V228H54V229H52ZM65 230V229H64ZM73 230V229H72ZM93 230V229H92ZM123 230V229H122ZM125 230V229H124ZM128 230V229H127ZM129 230H130V228H129ZM135 230V229H134ZM242 230V231H241ZM82 231V230H81ZM89 231V230H88ZM105 231V230H104ZM115 231H116V229H115ZM136 231V230H135ZM242 233H241V232ZM18 232V231H17ZM63 232V231H62ZM106 232V231H105ZM123 232V231H122ZM140 232H142V231H140ZM252 232V231H251ZM3 233H4V230H3ZM38 233V232H37ZM113 233V232H112ZM117 233V232H116ZM143 233V232H142ZM172 233H174V232H172ZM227 233V232H226ZM246 233H247V236H249V239L247 238V237H245V235H246ZM261 233H263V232H261ZM24 234V233H23ZM60 234H61V231H60ZM111 234V233H110ZM124 234V233H123ZM129 234V233H128ZM143 234H146L145 233V231H144V233ZM143 234H142V236H143ZM171 234V233H170ZM264 234V233H263ZM26 235V234H25ZM79 235V234H78ZM116 235V234H115ZM118 235H119V233H118ZM59 238H58V237ZM80 236V235H79ZM78 236V237H79ZM98 236V235H97ZM141 236V237H142ZM114 237H116V236H114ZM128 237V236H127ZM260 237V239H262ZM112 238V237H111ZM117 238L119 239V237L117 236ZM1 239V238H0ZM21 239V238H20ZM61 239V243H58V241ZM81 239H83L82 237H81ZM181 239V238H180ZM9 240V239H8ZM15 240L17 241V239L15 238ZM23 240V239H22ZM92 240V239H91ZM94 240V239H93ZM125 240V239H124ZM138 240V239H137ZM256 240H258V239H256ZM264 240V239H263ZM4 241V240H3ZM19 241V240H18ZM72 241V240H71ZM140 241V240H139ZM121 242V241H120ZM134 242V241H133ZM147 242V241H146ZM179 242H180V240H179ZM178 242V243H179ZM224 242V241H223ZM262 242H264V241H262ZM261 242V240H260V243H262ZM7 243V242H6ZM24 243V242H23ZM89 243V242H88ZM125 243V242H124ZM129 244V243H128ZM187 244V243H186ZM257 244H258V241H257ZM88 245V244H87ZM89 245H91V244H89ZM122 245V244H121ZM261 246H263V248H264V245H263V243L262 244H260ZM17 246V245H16ZM75 246V245H74ZM126 246V245H125ZM140 246V245H139ZM181 246H182V244H181ZM184 246H185V244H184ZM191 246V245H190ZM202 246V245H201ZM210 246V245H209ZM88 247H90V246H88ZM87 247V248H88ZM94 247V246H93ZM132 247V246H131ZM143 247V246H142ZM185 247H187V249H188V246H185ZM211 247V246H210ZM215 248H216V245L214 246ZM260 247V246H259ZM6 248V247H5ZM69 248H70V250H69ZM110 248V247H109ZM115 248V247H114ZM134 248V247H133ZM177 248V247H176ZM207 248V247H206ZM223 248V247H222ZM263 248L261 249V247H260V249L261 250H263ZM1 249V248H0ZM8 249V248H7ZM91 249V248H90ZM140 249H141V246H140ZM142 249H144V248H142ZM184 249V248H183ZM183 249H182V251H183ZM186 249V250H187ZM214 249V248H213ZM255 249H256V246H255ZM136 251L135 252H137V250H139V249H135ZM180 250H181V248H180ZM207 251H208V253H209V250H211L209 247H208V249H206ZM90 251H92V250H90ZM143 251V250H142ZM175 251H176V249H175ZM185 251V250H184ZM183 251V252H184ZM10 252H11V250H10ZM93 252V251H92ZM8 253H9V251H8ZM175 254L174 253V251L173 250H169V253H168V255L167 256H164L163 258H161V259H159V261H157V262H153V261H148L147 259H146V261H148V262H150V263H148V262H145V261H142V260H140V259H138L136 256L134 257V256H131V255H128L127 257H124V260L122 259L121 261H119V262H116V264H146V263H148V264H161V262L160 261H164V263L163 264H166L165 263V261L166 262H168V260L170 259L171 261H172V259L173 258H171V255L172 254ZM180 253V252H179ZM120 254V253H119ZM133 254H134V252H133ZM178 254V253H177ZM176 254V255H177ZM182 253H180V255H181ZM184 254V253H183ZM182 254V255H183ZM12 255V254H11ZM92 256H93V254H91ZM114 255V254H113ZM121 255V254H120ZM143 255V254H142ZM204 255H205V253H204ZM217 255V256H218ZM21 256V255H20ZM115 256V255H114ZM188 255L186 254V257H187ZM211 257H212V255H210ZM209 255H208V257L206 256V258H210L211 259V257H210ZM262 256V255H261ZM8 257V256H7ZM145 257V256H144ZM178 257H179V254H178ZM263 257V256H262ZM179 258H181V257H179ZM182 258H185L184 257V255L182 256ZM188 258V257H187ZM204 258V257H203ZM203 258H202V260H203ZM11 259V258H10ZM20 260H22V262H23V259H21V257L19 258ZM213 260H215L214 258H212ZM177 260H179V259H177ZM180 261H181V259H180ZM199 261H201V259H199ZM198 261V262H199ZM12 262V261H11ZM113 262V263H112ZM112 262H107V264H114V261H112ZM176 262V261H175ZM185 262V261H184ZM16 263V262H15ZM169 263H171V264H174V262H170L169 261ZM168 263V264H169ZM178 263H180V262H178ZM177 263V264H178ZM10 264V263H9ZM22 264V263H21ZM23 264H24V262H23ZM104 264V263H103Z\"/></svg>",
    "mask_w": 264,
    "mask_h": 264
}]
</instances>
